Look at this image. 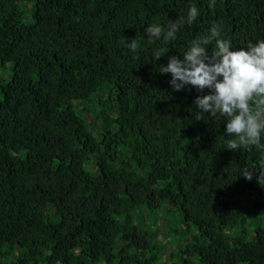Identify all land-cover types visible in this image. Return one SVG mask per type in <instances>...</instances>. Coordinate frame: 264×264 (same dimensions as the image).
<instances>
[{"label":"trees","instance_id":"trees-1","mask_svg":"<svg viewBox=\"0 0 264 264\" xmlns=\"http://www.w3.org/2000/svg\"><path fill=\"white\" fill-rule=\"evenodd\" d=\"M209 2L0 0V264H264L261 153L159 72L213 24L264 39V0Z\"/></svg>","mask_w":264,"mask_h":264},{"label":"clouds","instance_id":"clouds-1","mask_svg":"<svg viewBox=\"0 0 264 264\" xmlns=\"http://www.w3.org/2000/svg\"><path fill=\"white\" fill-rule=\"evenodd\" d=\"M215 6L210 0L209 8ZM199 15L193 4L186 17L169 22L168 30L159 24H151L145 32L149 42L159 40L162 36L167 42L176 39L177 31L185 24L192 25ZM222 26L213 24L208 35L195 37L182 59L171 56L166 65H160L161 74H171L169 84L173 91H182L191 86L197 92L193 104L199 114H209L211 119H223L225 134L228 137L225 148L251 151L253 148L261 153L259 167L261 171L245 166L240 174L248 181L256 176L257 182L264 185V39L255 43L248 42L246 48L234 50L231 42L219 38ZM215 39L211 54L208 45ZM127 47L136 52L140 42L132 38ZM167 52L155 54L159 60Z\"/></svg>","mask_w":264,"mask_h":264},{"label":"rangeland","instance_id":"rangeland-1","mask_svg":"<svg viewBox=\"0 0 264 264\" xmlns=\"http://www.w3.org/2000/svg\"><path fill=\"white\" fill-rule=\"evenodd\" d=\"M90 115H91V114H90ZM92 121H93V120H92ZM158 239H162L161 234H160V236L158 237ZM162 241H163L164 243H166V239H162ZM168 250H170L169 247H166V249H165V256H168V255H167Z\"/></svg>","mask_w":264,"mask_h":264}]
</instances>
